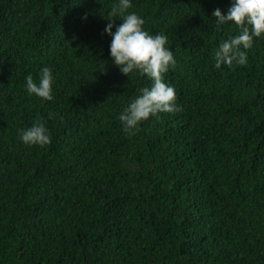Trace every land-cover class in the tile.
I'll list each match as a JSON object with an SVG mask.
<instances>
[{"label": "trees", "instance_id": "obj_1", "mask_svg": "<svg viewBox=\"0 0 264 264\" xmlns=\"http://www.w3.org/2000/svg\"><path fill=\"white\" fill-rule=\"evenodd\" d=\"M115 3L0 0V264H264V36L216 68L230 0H132L168 37L180 110L128 134L118 115L151 82L112 63ZM45 66L48 101L24 88ZM37 119L50 142L23 144Z\"/></svg>", "mask_w": 264, "mask_h": 264}, {"label": "clouds", "instance_id": "obj_2", "mask_svg": "<svg viewBox=\"0 0 264 264\" xmlns=\"http://www.w3.org/2000/svg\"><path fill=\"white\" fill-rule=\"evenodd\" d=\"M131 6L132 0H117L103 29L111 37L109 56L120 72L128 77L131 73H139L151 82L150 86L140 89V94L118 115L122 131L128 134L138 130L139 124L150 116L180 110L174 87L164 79V74L176 64L172 50L166 46L168 37L145 31L144 18L136 12L127 11ZM117 15L120 23L114 24L113 17ZM211 17L215 18L218 27L231 22L238 28V34L229 36L217 46L214 66L220 68L222 64L230 65L233 61L239 65L246 64L245 50L252 47L254 38L264 36V0H230V6L225 11L217 7ZM53 84V72L47 66L39 70L35 79L30 73L24 78L26 92L44 101L53 99ZM17 136L28 146H44L50 142L49 129L39 119L28 127L17 129Z\"/></svg>", "mask_w": 264, "mask_h": 264}]
</instances>
